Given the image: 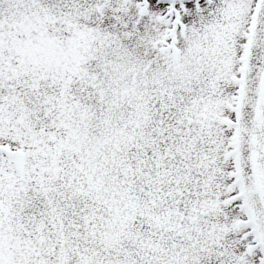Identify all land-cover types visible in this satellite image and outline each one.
I'll return each instance as SVG.
<instances>
[{
  "label": "rangeland",
  "instance_id": "obj_1",
  "mask_svg": "<svg viewBox=\"0 0 264 264\" xmlns=\"http://www.w3.org/2000/svg\"><path fill=\"white\" fill-rule=\"evenodd\" d=\"M260 1L227 0L224 11L221 0H0V264H34L66 197L80 191L60 188L64 165L79 170L80 157L56 149L81 131L84 97L119 98L129 74L107 79L92 64L107 46L132 51L102 65L151 62L146 77H158L166 97L176 142L163 150L175 179L170 264H264V215L237 134L247 46L264 43ZM54 138L62 140L53 147ZM240 168L257 214L241 203ZM76 222L65 220L61 238Z\"/></svg>",
  "mask_w": 264,
  "mask_h": 264
},
{
  "label": "trees",
  "instance_id": "obj_2",
  "mask_svg": "<svg viewBox=\"0 0 264 264\" xmlns=\"http://www.w3.org/2000/svg\"><path fill=\"white\" fill-rule=\"evenodd\" d=\"M128 48L107 46L93 59L107 79L129 76L115 100L108 93H101L95 103L84 97L78 111L81 131L67 143L68 149L57 145L58 157L79 156L83 163L79 170L64 165L60 188L76 184L80 191L72 199L66 197L62 224L52 222L48 237L38 243L41 254H36L34 264L172 262L173 233L166 230L165 218L175 211L170 192L175 179L164 167L170 159L163 150L176 143L171 135L174 125L164 110L166 97L162 99L158 77H146L151 62L133 68L102 65L113 55L129 57ZM112 84L109 92L115 89ZM62 139L54 138L52 146ZM72 215L78 219L73 235L61 238L68 234L65 220Z\"/></svg>",
  "mask_w": 264,
  "mask_h": 264
},
{
  "label": "flooded vegetation",
  "instance_id": "obj_3",
  "mask_svg": "<svg viewBox=\"0 0 264 264\" xmlns=\"http://www.w3.org/2000/svg\"><path fill=\"white\" fill-rule=\"evenodd\" d=\"M264 4V0L260 1ZM254 12L258 15L259 4L255 1ZM262 4V5H263ZM222 9L227 10V0H221ZM256 32L258 33L259 25L256 22ZM264 32V27L261 28ZM249 52L243 66L242 75L238 81V98H239V122H238V141L241 149V158L247 157L250 163V186L248 191L256 194L259 203L261 202L260 213L264 215V43L259 45L255 42L247 46ZM260 52V53H259ZM251 73V74H250ZM250 80H249V76ZM245 148L248 151H245ZM245 151V152H244ZM240 168V199L245 208L247 206L248 213L257 214L255 207L248 206L246 197V180ZM250 194V195H251ZM248 195V194H247ZM245 205H244V204ZM243 215L245 210L242 209ZM264 243V242H263Z\"/></svg>",
  "mask_w": 264,
  "mask_h": 264
}]
</instances>
